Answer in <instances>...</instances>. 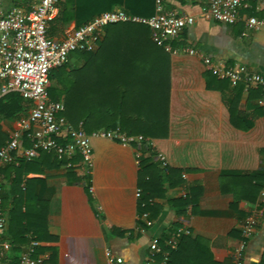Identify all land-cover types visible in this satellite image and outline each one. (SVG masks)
Instances as JSON below:
<instances>
[{
    "label": "crops",
    "instance_id": "1",
    "mask_svg": "<svg viewBox=\"0 0 264 264\" xmlns=\"http://www.w3.org/2000/svg\"><path fill=\"white\" fill-rule=\"evenodd\" d=\"M36 2L3 0L2 9H29ZM162 2L166 10L194 17L193 24L171 43L179 48L177 52H167L156 45L150 28L135 22L109 24L108 30L106 25L93 51L100 41L107 40L99 60L106 68L108 61L116 63L120 87L124 89L125 83L131 97L144 105L157 100L158 106L165 108L158 114L161 123H166L165 129L153 136L114 129L120 135L140 136L141 145L121 142L101 132L90 134L89 173L77 156L71 160L73 166L67 167L53 153L36 151L35 162L28 164L22 177L33 179L31 187L46 212L41 229L44 239L32 240L27 234V241L15 243L17 248H12L5 237L6 205L3 239L10 249L3 252L5 257L17 263L30 242H35L34 251L43 256L42 264L52 248L57 249L56 264H163L164 257L169 258L167 241L182 228L180 251L171 264H232L240 246L243 264H263L264 201L259 192L264 181V114L251 119L249 125L243 121L234 125L225 99L232 96L235 85L225 79L227 84L222 90L207 88L206 77L210 79L213 74L202 57L223 67L244 65L264 78V26L251 30L245 27L249 16L264 19V1L254 0L241 8L238 20L231 25L216 22L203 12L205 0ZM116 9L149 16L154 12V0H57L53 19L57 17L62 22H49L47 35L59 40L93 17ZM184 48H193L196 53L189 54ZM80 52L83 51L70 53L67 67L84 63L88 53ZM238 83L243 88L237 108L250 115L260 105L248 99V89L255 87ZM15 121L1 119L8 138ZM20 146L29 147V140L21 141ZM148 147L149 152L143 154ZM151 153L163 175L166 169H174L181 181L173 186L165 182L164 193L150 201L151 210L140 212V195H135L139 190V159ZM158 154L163 155L164 164ZM12 163L18 165L17 156H13ZM4 190L8 191V186L3 179ZM184 199L189 202L182 204ZM254 210L260 212L255 232L245 239L242 224ZM155 237L159 252L149 249ZM117 258L122 261L116 262Z\"/></svg>",
    "mask_w": 264,
    "mask_h": 264
},
{
    "label": "built area",
    "instance_id": "2",
    "mask_svg": "<svg viewBox=\"0 0 264 264\" xmlns=\"http://www.w3.org/2000/svg\"><path fill=\"white\" fill-rule=\"evenodd\" d=\"M251 1L254 0H205L201 10L214 21L231 25L238 20L240 9ZM2 2L3 0H0V95L16 92L23 99L29 100L31 107L25 116L15 121V127L8 140L0 147V166L12 161V153L16 150L26 159L34 158L36 151L41 150L53 153L67 167L73 166L71 160L77 156L89 173L92 164L89 135L80 127L74 128L68 123L62 114V101L52 99L48 95L50 71L66 63L68 56L74 51H93L106 25L118 22L147 25L156 45L167 52H177L179 48H174L172 41L185 27L194 22L192 15L166 10L162 0H154V12L149 16L135 15L120 9L106 11L73 28L63 38L55 40L48 37L47 25L56 14L57 0H37L29 9L12 7L8 10L2 9ZM262 26V18L249 16L245 20L247 30L259 29ZM183 50L189 54L196 53L193 48ZM202 61L213 75L219 79H227L231 85L243 81L248 86L264 87V78L258 73L248 71L244 65L223 67L220 64H212L207 56H203ZM258 103L264 106V97L259 99ZM97 132L125 143L136 142L141 145L143 142L140 136L120 135L115 130ZM24 135L30 142L29 147L20 146ZM157 156L164 164L163 155ZM2 192L3 179L0 176V264H42L43 256L34 251L35 242H30L17 263L3 255V252L10 249V244L3 239L6 216L2 206ZM139 194L140 191H136L135 195ZM259 196L263 202L264 181ZM259 215L260 212L254 210L245 217L241 229L245 239H249L255 232ZM149 224L150 222L147 223ZM183 232L182 228L178 229L167 241L170 250L177 247ZM149 249L152 252L160 251L157 237L151 239ZM242 250V246L235 250L232 264H243ZM121 261L120 258L116 259L118 263ZM166 261L165 256L163 264H166Z\"/></svg>",
    "mask_w": 264,
    "mask_h": 264
},
{
    "label": "trees",
    "instance_id": "3",
    "mask_svg": "<svg viewBox=\"0 0 264 264\" xmlns=\"http://www.w3.org/2000/svg\"><path fill=\"white\" fill-rule=\"evenodd\" d=\"M57 21L59 19L56 17L49 22L55 24ZM60 21L62 22V20ZM109 27L111 25L107 26L106 29L108 30ZM107 43V40L103 39L99 42L97 50L80 52L88 53V55L85 56L84 63L79 67L69 68L64 63L52 69L49 73L51 84L47 88L48 95L52 99H61L64 106L62 114L65 119L74 128L80 127L88 135L102 128L108 130L126 129L127 134H138V132L143 131L144 136L161 134L166 127V123L164 120L161 123L158 114H161L163 110L165 111V108L161 104V107H159L157 100H149L147 105H144L143 101H137L131 97V89L129 90L125 83H123L124 89H121L122 83L118 81L115 71L116 63L113 60L108 61L109 65L106 68L104 63H101L103 61L99 60L100 55L106 51ZM226 84L227 80L225 79H218L213 75L210 79L206 77V87L209 89L222 90ZM242 88L241 83L236 84L232 88V96L225 99L230 113V120L236 126H238L237 121H243L245 125H249L251 119L264 114V111H262L263 106L260 105L255 106L250 115H245L238 110L237 102ZM263 97V86L248 89V99L257 102ZM30 107L31 103L25 101L16 92L8 93L0 98V147L5 145L8 140L7 134L2 130L1 119L17 120ZM22 141L27 143L25 135ZM149 150L148 147L142 153L149 152ZM21 155L19 150L12 153V156L18 158L17 166L12 161L0 166V176L8 186V191L4 190L2 193V206L8 205L6 206L7 226L5 237L14 249L17 248V246H14L15 243L27 241V234L30 235L32 240H43L44 235L41 229L42 226L44 227L46 219V212L38 203L40 198L35 197L31 187L33 179H23L22 177L23 173L28 170V164L35 162L34 158L26 159ZM151 155L152 153L148 156L142 155L139 159L137 183L140 190L138 200V210L140 212L151 210L150 201L164 193L163 184L165 182L167 185L173 186L181 181L177 178L178 172L174 169H166V173L163 175L157 163L152 160ZM53 160H55L54 156ZM173 179L177 180L174 181ZM188 202V199L181 201L182 204ZM123 232L119 233L123 234ZM179 247L180 242L174 250L169 251L167 264L173 262L180 251ZM38 251H42V249L39 248ZM56 261L57 249L52 248L51 254L44 264H56Z\"/></svg>",
    "mask_w": 264,
    "mask_h": 264
},
{
    "label": "rangeland",
    "instance_id": "4",
    "mask_svg": "<svg viewBox=\"0 0 264 264\" xmlns=\"http://www.w3.org/2000/svg\"><path fill=\"white\" fill-rule=\"evenodd\" d=\"M50 84H51V81H50Z\"/></svg>",
    "mask_w": 264,
    "mask_h": 264
}]
</instances>
